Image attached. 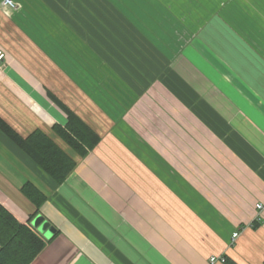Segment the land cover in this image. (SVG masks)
Segmentation results:
<instances>
[{
    "label": "crops",
    "instance_id": "crops-1",
    "mask_svg": "<svg viewBox=\"0 0 264 264\" xmlns=\"http://www.w3.org/2000/svg\"><path fill=\"white\" fill-rule=\"evenodd\" d=\"M15 1L0 4V119L76 161L57 183L0 129V204L44 241L29 264H263L264 0ZM48 90L100 136L84 156L53 130L67 119Z\"/></svg>",
    "mask_w": 264,
    "mask_h": 264
},
{
    "label": "trees",
    "instance_id": "trees-1",
    "mask_svg": "<svg viewBox=\"0 0 264 264\" xmlns=\"http://www.w3.org/2000/svg\"><path fill=\"white\" fill-rule=\"evenodd\" d=\"M47 95L67 119L63 127L55 125L53 130L68 146L84 156L87 150L97 145L100 136L55 94L48 90ZM0 129L57 183L62 182L76 164L72 157L40 130L21 137L2 119ZM22 191L35 203L36 209L44 201L43 194L30 183H25ZM43 245L44 241L32 228L20 223L0 204V264H29ZM225 263L237 264L228 258H225Z\"/></svg>",
    "mask_w": 264,
    "mask_h": 264
},
{
    "label": "rangeland",
    "instance_id": "rangeland-1",
    "mask_svg": "<svg viewBox=\"0 0 264 264\" xmlns=\"http://www.w3.org/2000/svg\"><path fill=\"white\" fill-rule=\"evenodd\" d=\"M113 1H116V0H113ZM183 1L184 0H175L174 1V3H177V5L178 4H182L183 3ZM186 1H189L190 3H192V6H198L199 7V5H200V3L204 6V3H205V1L204 0H186ZM217 1V0H216ZM163 2L164 3H169V0H163ZM204 2V3H203ZM19 4V3H18ZM166 5H164V7H163V9H165L166 10V7H165ZM19 7H21V5L19 4V6H18V8ZM204 7H206V6H204ZM17 8V9H18ZM113 8L114 9H116L114 6H113ZM112 8V9H113ZM197 8V7H196ZM113 14H115L114 12H113ZM183 18V17H182ZM167 19V15H164V16H161L160 17V20H161V23H159V22H156V24H155V27L153 28L154 30H158V27H161L162 28V26H164V25H166V24H163L164 22H163V20H166ZM156 21H157V19H156ZM188 24L187 23H183L182 21H180L179 23H177L176 24V28H177V31L178 30H181L182 32H180V33H183V35L184 34H190V31H189V27L187 26ZM34 26V25H33ZM178 33H179V31H178ZM178 36V35H177ZM127 38H128V40H129V46H127V48H126V51L128 52V56H129V58H128V60L126 61L127 63V71H126V74H127V77H130V78H134V73L135 72H138L137 70H136V68H135V66H134V63H139L138 64V67H141V63H142V57H141V54L139 55H137V51H136V49L139 51V49L137 48V42H136V44H135V42L134 43H132V40H131V38H130V36H128L127 35ZM136 52V54H135V52ZM144 55V54H143ZM145 56V55H144ZM147 60H149L150 61V59H148V57H147ZM97 61H99V60H97ZM152 61V60H151ZM150 61V62H151ZM114 63V62H113ZM132 64H133V66H132ZM110 78L112 79V80H117V81H119L118 80V74L114 71V72H111L110 73ZM129 78V79H130ZM112 89H113V91H117V90H119V89H117V87H116V85H114L113 87H112ZM127 93V92H126ZM125 93V94H126ZM127 95H128V98H130V92L129 93H127Z\"/></svg>",
    "mask_w": 264,
    "mask_h": 264
},
{
    "label": "built area",
    "instance_id": "built-area-1",
    "mask_svg": "<svg viewBox=\"0 0 264 264\" xmlns=\"http://www.w3.org/2000/svg\"><path fill=\"white\" fill-rule=\"evenodd\" d=\"M0 4L4 7H8V8H11V9H15V8H18L19 4L18 2H16L15 0H0ZM4 57V54L0 51V62L2 60V58ZM256 208L259 210H261L263 208V204L261 203H258L256 204ZM259 215H257L255 217V221H259ZM239 234V231L236 230L235 232H233L232 234V241H234V239L237 237V235ZM216 260H219L221 262H224L225 261V258L223 256H211L209 258V261L210 262H214Z\"/></svg>",
    "mask_w": 264,
    "mask_h": 264
},
{
    "label": "water",
    "instance_id": "water-1",
    "mask_svg": "<svg viewBox=\"0 0 264 264\" xmlns=\"http://www.w3.org/2000/svg\"><path fill=\"white\" fill-rule=\"evenodd\" d=\"M31 225L35 227L36 230L45 238H49L54 232V227L50 226L46 221H44L41 215L35 216L31 220Z\"/></svg>",
    "mask_w": 264,
    "mask_h": 264
}]
</instances>
